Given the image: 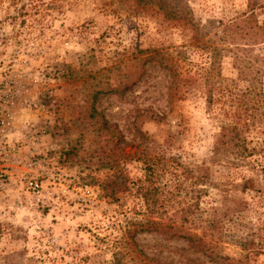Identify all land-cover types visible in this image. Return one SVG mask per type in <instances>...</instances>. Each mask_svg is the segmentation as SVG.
<instances>
[{
    "label": "rangeland",
    "instance_id": "1",
    "mask_svg": "<svg viewBox=\"0 0 264 264\" xmlns=\"http://www.w3.org/2000/svg\"><path fill=\"white\" fill-rule=\"evenodd\" d=\"M251 1L264 25V0ZM248 2L161 0L178 16L169 19L133 0H0V109L15 143L0 191V264H153L158 251L184 264L190 251L180 240L139 234L143 257L119 245L129 221L147 218L134 192L142 178L135 158L144 155L201 167L203 240L224 263L245 254L264 264V43L239 29ZM146 50L157 54L141 66ZM126 84L92 102L95 91ZM97 113L116 124L132 156L120 173L99 168L112 146L95 131ZM236 116L248 120L256 152L240 167L211 163L213 136ZM242 177L263 191H241ZM22 178L36 179L39 195ZM160 214L154 219L168 222L171 213Z\"/></svg>",
    "mask_w": 264,
    "mask_h": 264
},
{
    "label": "trees",
    "instance_id": "2",
    "mask_svg": "<svg viewBox=\"0 0 264 264\" xmlns=\"http://www.w3.org/2000/svg\"><path fill=\"white\" fill-rule=\"evenodd\" d=\"M134 5L138 7H155L159 11H163L165 17L169 19L177 18L174 14H169L163 8L161 0H133ZM254 2L249 0L246 6V13L241 16L239 24H242L240 31L249 34L252 33L255 37L259 38V42L264 43V25L257 24L253 16ZM245 24V26L243 25ZM238 30V29H237ZM145 54L141 60V66L154 61V57L157 52L140 51ZM161 63L163 67L166 66L165 61L155 60ZM142 73L135 74L136 81L140 78ZM132 84H126L123 87H117L116 89H108L106 91H95L91 98L92 102L96 100L99 94L108 93H124L127 89H130ZM121 89V90H119ZM211 89L208 86L206 90V105L210 107ZM93 110V108H91ZM100 117V122L96 128V132L100 135L109 146H112L111 155H104L99 160V168L106 170H113L114 172H122V165L126 158L132 157L124 152V137L120 130L117 129L116 124H109L108 121L97 113ZM93 114H89L88 118L92 119ZM248 120H240L237 116L230 122L220 124L218 132L213 136V140L210 148L209 161L211 163L220 162L225 160L230 167H240L248 162V159L256 152L254 148L248 146L247 126ZM99 127V128H98ZM136 134H140L138 130H135ZM138 149V148H137ZM136 153V152H134ZM140 160L142 164V178L138 180V184L135 187V194L142 200L144 206V213L147 218L144 220H131L128 222V226L123 231L119 245L126 253H135L134 256L138 257L141 254L140 250H137V244L135 237L139 234H155L162 235L166 240H180L185 243V248L181 249L183 252L190 251L189 255H183L184 264H250L247 255L241 254L237 259H231L229 262L224 263L223 257L219 255V252L211 244L205 242L203 237L206 235L205 230L209 229L208 221L202 220L199 214V199L204 193L200 188L207 180V175L203 173V169L199 167L198 171H192L191 169L184 167L176 163L171 157H148L141 156L135 158ZM164 160V161H162ZM171 163H168L170 162ZM264 171V166L259 167ZM164 174L167 175L164 182L161 179ZM121 185H125V182L121 181ZM239 189L241 191H249L254 194L261 193L263 190L259 188V181L257 178H245L242 177L239 183ZM167 214L171 213L167 217L168 222L162 223L156 221L154 218L160 219L161 212ZM204 223H207L203 225ZM210 227H212L210 225ZM201 232L197 234L196 231ZM159 247L165 248L163 245ZM242 250L244 248L242 245ZM168 250V249H167ZM158 254H153L152 258L148 259L153 264H173L169 257L165 259L158 258ZM195 254L202 255L208 260L204 262L201 258L195 256ZM142 255V254H141ZM143 257V255H142Z\"/></svg>",
    "mask_w": 264,
    "mask_h": 264
},
{
    "label": "built area",
    "instance_id": "3",
    "mask_svg": "<svg viewBox=\"0 0 264 264\" xmlns=\"http://www.w3.org/2000/svg\"><path fill=\"white\" fill-rule=\"evenodd\" d=\"M4 111L0 109V191L5 188L7 176V163L14 155L15 143L8 140L9 122ZM25 188L32 195H39L41 191V184L33 178H22ZM38 198V197H37Z\"/></svg>",
    "mask_w": 264,
    "mask_h": 264
}]
</instances>
